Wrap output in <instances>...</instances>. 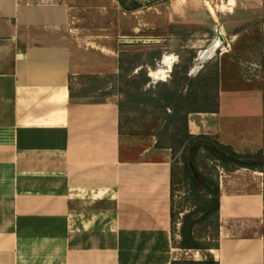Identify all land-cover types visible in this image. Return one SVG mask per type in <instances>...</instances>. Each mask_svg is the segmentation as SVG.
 <instances>
[{
	"label": "crops",
	"instance_id": "obj_1",
	"mask_svg": "<svg viewBox=\"0 0 264 264\" xmlns=\"http://www.w3.org/2000/svg\"><path fill=\"white\" fill-rule=\"evenodd\" d=\"M92 62L66 0H0V264H264V166L219 170L217 247L174 246L172 150L122 132L116 101L71 97ZM188 130L264 153L263 92L220 84L217 110L189 113Z\"/></svg>",
	"mask_w": 264,
	"mask_h": 264
},
{
	"label": "rangeland",
	"instance_id": "obj_2",
	"mask_svg": "<svg viewBox=\"0 0 264 264\" xmlns=\"http://www.w3.org/2000/svg\"><path fill=\"white\" fill-rule=\"evenodd\" d=\"M226 1L123 0L122 5L119 0H66L74 46L95 64L71 77L74 98L114 100L121 107L122 132L168 141L165 115L152 100L163 91L162 82L185 92L184 75H209L218 68L217 91L220 84L246 85L264 95V0H237L230 12L221 8ZM133 5L139 6L129 10ZM205 52L208 57L203 58ZM211 91L213 96L216 91ZM230 101L224 100L226 112ZM216 103L218 107V97ZM175 125L170 123L167 133ZM181 151L172 158L176 187ZM183 191L174 192L175 210Z\"/></svg>",
	"mask_w": 264,
	"mask_h": 264
},
{
	"label": "trees",
	"instance_id": "obj_3",
	"mask_svg": "<svg viewBox=\"0 0 264 264\" xmlns=\"http://www.w3.org/2000/svg\"><path fill=\"white\" fill-rule=\"evenodd\" d=\"M122 5L123 0H119ZM133 5L128 9L138 8ZM186 71V70H185ZM220 72L214 69L209 75L197 74L194 77L184 75L183 79L188 81L186 91L171 89L166 83L163 91L152 97L156 108L165 115L166 122L163 132L167 140L157 137V147H169L173 156L175 152L181 151V178L175 185V173L171 167V232L173 244L184 249L208 250L218 246L219 228V170L232 171L237 168L246 167L250 169H262L264 166V153H241L235 151L230 145L223 144L207 135H194L188 130V115L192 112L216 111L218 84ZM182 78V77H181ZM144 77L143 81H147ZM216 93L210 95L211 90ZM71 97L74 98L71 89ZM118 104V103H117ZM119 119L121 107L118 104ZM170 123L175 125L171 133H167ZM121 130V122L119 124ZM206 141L211 146H197L192 153L191 148L198 142ZM203 159L204 161H201ZM211 162V166L208 163ZM178 188L184 189L183 201L179 203L178 209L174 208V192ZM182 208V209H181ZM182 213V215H180ZM177 223H180L178 234L179 240L174 239ZM169 264H218L212 256L204 260L179 259L172 260Z\"/></svg>",
	"mask_w": 264,
	"mask_h": 264
},
{
	"label": "bare ground",
	"instance_id": "obj_4",
	"mask_svg": "<svg viewBox=\"0 0 264 264\" xmlns=\"http://www.w3.org/2000/svg\"><path fill=\"white\" fill-rule=\"evenodd\" d=\"M213 51H214V50H213ZM166 55H167V54H166ZM201 55H202V54H201ZM202 57H203V58L208 57V53L205 52V53L202 55ZM164 63H165L167 66H170V64H171V60H170V58L167 57V56H165V57H164Z\"/></svg>",
	"mask_w": 264,
	"mask_h": 264
},
{
	"label": "water",
	"instance_id": "obj_5",
	"mask_svg": "<svg viewBox=\"0 0 264 264\" xmlns=\"http://www.w3.org/2000/svg\"><path fill=\"white\" fill-rule=\"evenodd\" d=\"M200 145H202V146H211V144H210L209 142H206V141L198 142V143H196V144L191 148L190 153H192L193 150H194L197 146H200Z\"/></svg>",
	"mask_w": 264,
	"mask_h": 264
}]
</instances>
